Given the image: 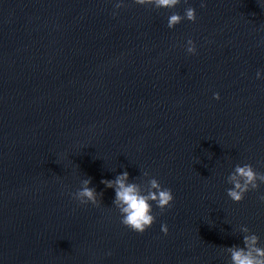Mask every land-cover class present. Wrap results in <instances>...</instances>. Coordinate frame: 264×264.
<instances>
[{
  "label": "water",
  "instance_id": "obj_1",
  "mask_svg": "<svg viewBox=\"0 0 264 264\" xmlns=\"http://www.w3.org/2000/svg\"><path fill=\"white\" fill-rule=\"evenodd\" d=\"M245 163L264 173V0H0V264H230L242 226L264 247V183L226 191ZM125 171L174 197L142 233L101 183Z\"/></svg>",
  "mask_w": 264,
  "mask_h": 264
},
{
  "label": "clouds",
  "instance_id": "obj_2",
  "mask_svg": "<svg viewBox=\"0 0 264 264\" xmlns=\"http://www.w3.org/2000/svg\"><path fill=\"white\" fill-rule=\"evenodd\" d=\"M186 2V0H185ZM135 3L140 5L151 4L156 8H173L180 0H135ZM203 3L201 7H203ZM116 8L121 7L120 3L115 5ZM182 19L195 21V9L187 7L184 15L173 13L168 17L167 26L169 28L179 24ZM196 48L191 39L187 40V52L195 53ZM259 78L260 72L256 73ZM215 99H219L218 93H213ZM148 175V172H144ZM257 181L264 183V173L254 170L250 164H237L234 170L227 176V182L232 185L228 188L227 195L234 202H240L246 192L255 190L259 187ZM90 179H84L81 182V187L72 195L81 204L91 202L93 205L98 204L97 193L95 188L88 187ZM106 187L114 188L115 198L113 204L121 214V223L136 232H144L146 228L151 227L155 221L152 215V204L155 202L156 206L163 210L165 207L171 206V201L174 197L170 188L162 187L156 178H151L148 181V188L142 191L140 185L137 183L128 182L127 171L118 174L114 180H101ZM264 201V195L259 197ZM243 235V247L233 245L226 249L230 254V264H264V247L258 246L259 237L250 233L247 226L241 227ZM161 231L165 234L168 229L162 224Z\"/></svg>",
  "mask_w": 264,
  "mask_h": 264
}]
</instances>
